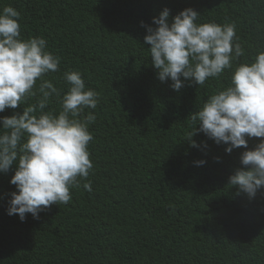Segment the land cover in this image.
Returning <instances> with one entry per match:
<instances>
[{
	"label": "trees",
	"instance_id": "trees-1",
	"mask_svg": "<svg viewBox=\"0 0 264 264\" xmlns=\"http://www.w3.org/2000/svg\"><path fill=\"white\" fill-rule=\"evenodd\" d=\"M7 6L20 13L24 39L44 37L61 58L45 79L63 95V73L79 71L99 103L84 112L96 115L91 192L82 181L69 203L22 222L6 211L16 165L0 173V264H264V191L250 199L228 185L245 149L227 153L202 132L192 137L199 147L187 140L193 115L228 86L230 71L177 92L157 78L144 43L164 8L170 22L193 8L198 23H235L245 50L237 63L249 62L264 51V0H0V11ZM48 110H61L60 97Z\"/></svg>",
	"mask_w": 264,
	"mask_h": 264
},
{
	"label": "clouds",
	"instance_id": "clouds-1",
	"mask_svg": "<svg viewBox=\"0 0 264 264\" xmlns=\"http://www.w3.org/2000/svg\"><path fill=\"white\" fill-rule=\"evenodd\" d=\"M169 16L170 10L164 8L154 17L156 28L141 22L157 78L170 80L178 92L185 81L202 86L230 71L228 86L208 96L193 115L196 126L187 140L191 147H199L192 137L202 132L215 144L226 145L227 153L243 147L242 166L229 177L228 185L254 198L264 191V51L249 62L237 63L245 50L235 23H198L200 14L193 8L180 11L171 22ZM19 18L12 6L0 11V113L21 107L37 93L39 97L22 112L0 116V173L16 165L10 183L17 191L11 193L6 211L23 222L27 214L38 218L53 204L69 203L71 189L81 187L82 181L83 188L92 191L88 177L94 165L88 146L94 137L89 125L96 115L84 112L96 109L99 94L86 87L81 72L65 71L68 87L61 95L45 79L60 71L61 58L47 50L44 37L24 39ZM53 96L60 97L59 112L45 111ZM252 138H260L259 143L249 149ZM205 163L195 161L196 166Z\"/></svg>",
	"mask_w": 264,
	"mask_h": 264
}]
</instances>
